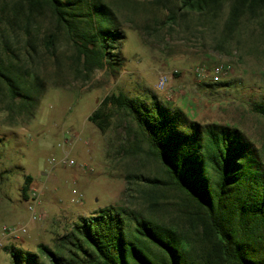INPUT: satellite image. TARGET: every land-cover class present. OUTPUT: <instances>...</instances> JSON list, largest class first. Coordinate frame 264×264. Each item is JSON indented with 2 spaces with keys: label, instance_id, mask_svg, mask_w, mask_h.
<instances>
[{
  "label": "rangeland",
  "instance_id": "obj_1",
  "mask_svg": "<svg viewBox=\"0 0 264 264\" xmlns=\"http://www.w3.org/2000/svg\"><path fill=\"white\" fill-rule=\"evenodd\" d=\"M97 1L114 12L122 38L112 59L121 64L87 74L48 7L32 11L21 0H0V64L13 65L12 74L27 86L37 87V79L41 89L32 112L0 84V264H13L5 249L11 246L50 264L41 245L55 250L80 218L110 206L187 231L183 196L137 178L167 181L161 164L148 154L126 153L129 138L118 118L105 134L88 120L107 95L125 92L147 101L156 96L192 121L237 128L264 169V117L255 110L264 103V38L212 35L196 22L166 23L156 0ZM217 66L227 74L214 80L210 74ZM197 68L208 76L199 77ZM160 73L169 76L163 90L158 89ZM66 155L74 166L63 164ZM27 176L33 177L30 195L42 191L45 218L31 223L27 235L3 239L4 226L29 223L31 197L21 192Z\"/></svg>",
  "mask_w": 264,
  "mask_h": 264
},
{
  "label": "trees",
  "instance_id": "obj_2",
  "mask_svg": "<svg viewBox=\"0 0 264 264\" xmlns=\"http://www.w3.org/2000/svg\"><path fill=\"white\" fill-rule=\"evenodd\" d=\"M21 1L32 11L44 6L52 11L87 74L121 64L112 59L122 34L109 6L97 0ZM156 1L166 12V23L196 22L212 35L264 38V0ZM54 39L49 36V47ZM13 67L0 64V84L22 109L33 112L40 83H21ZM255 110L264 117V103ZM116 118L129 138L126 153L154 157L168 177L138 180L153 189L164 185L178 191L189 227L181 232L136 210L110 206L80 218L55 250L41 245L50 264H264V169L237 128L203 125L156 96L147 101L125 92L107 95L88 120L105 134ZM32 182L27 176L21 191L26 199ZM5 249L13 264H43L36 253Z\"/></svg>",
  "mask_w": 264,
  "mask_h": 264
},
{
  "label": "built area",
  "instance_id": "obj_3",
  "mask_svg": "<svg viewBox=\"0 0 264 264\" xmlns=\"http://www.w3.org/2000/svg\"><path fill=\"white\" fill-rule=\"evenodd\" d=\"M195 73L199 77H207L208 74L203 68H197L195 70ZM227 74L226 69L224 66H217L214 68V70L211 72L210 75L213 76L214 80H219L223 78ZM169 81V76L165 73H160L159 77V83H158V89L163 90ZM63 164L69 165V166H74L75 161L70 159L68 155H66L63 158ZM74 193H77L76 191ZM41 196H42V191L41 190H32L31 195H30V200L28 202V224L17 227V226H4L2 228V234H3V239L7 237H20L28 234V229L29 225L31 223H38L43 221L45 218V213L41 211Z\"/></svg>",
  "mask_w": 264,
  "mask_h": 264
}]
</instances>
